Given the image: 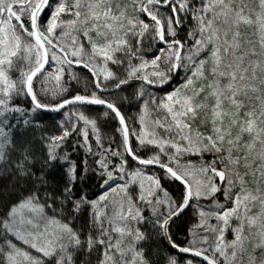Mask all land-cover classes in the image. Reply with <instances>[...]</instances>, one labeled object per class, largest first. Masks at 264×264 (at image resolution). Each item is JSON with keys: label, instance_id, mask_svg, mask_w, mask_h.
<instances>
[{"label": "snow or ice", "instance_id": "snow-or-ice-1", "mask_svg": "<svg viewBox=\"0 0 264 264\" xmlns=\"http://www.w3.org/2000/svg\"><path fill=\"white\" fill-rule=\"evenodd\" d=\"M0 264H264V0H0Z\"/></svg>", "mask_w": 264, "mask_h": 264}]
</instances>
